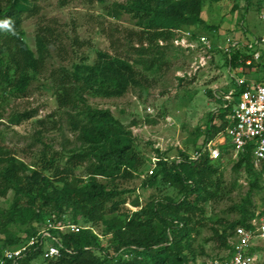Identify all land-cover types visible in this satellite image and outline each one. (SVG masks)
<instances>
[{
  "label": "trees",
  "instance_id": "16d2710c",
  "mask_svg": "<svg viewBox=\"0 0 264 264\" xmlns=\"http://www.w3.org/2000/svg\"><path fill=\"white\" fill-rule=\"evenodd\" d=\"M39 1L0 0V85L13 88L19 97L28 93L35 76L44 73L51 49L63 61L67 54L59 32L47 23L39 25L36 31L37 53L26 43L23 24L27 17L39 15ZM72 1L58 0V3L66 7ZM107 1L88 0L100 4ZM120 1L123 3L114 4L111 11L131 15L139 29H115L112 33L122 35V39L109 34L114 54L100 53L93 64L88 57H82L71 67L55 68L49 74L59 110L68 111L71 130L78 135L82 149L71 152L65 162L45 149L34 165L0 150V197L5 198L10 192L14 194L11 218L23 214V205L28 206L31 218L40 224L32 237L53 214L60 219L67 217L66 220L77 225L82 220L85 226L91 225V229L67 235L54 233L63 246L60 256L45 258L43 249L36 246L37 249L28 252L16 264H33L37 258L43 264H191L193 236L205 227L203 204L218 199L223 190L220 159L212 160L206 154L198 160H190L185 153L181 158H166L158 152L157 168L152 176H146L148 171L145 172L142 187L150 188L152 182L162 176L163 181L178 187L180 198L159 199L146 206L137 198L132 205L140 210L123 212L124 195L131 191H119V182L134 180L147 161L135 148L132 132L109 110L90 106L87 97L122 98L131 87L141 86L147 79L136 65L146 71L168 65L160 43L172 41L176 30L196 26L217 30L202 18L203 4L222 0ZM245 1L250 5L253 0ZM258 4H264V0H259ZM71 41L74 47L83 46L77 36ZM225 57L228 66L237 67L241 59L250 56L246 50L235 49L231 60L226 54ZM219 101L218 114L211 113L207 118L204 144L214 140L228 126L232 108H224L222 100ZM34 117L23 114L18 123ZM217 117L220 124L216 123ZM237 159L235 168H244L253 180L250 191H264L263 176L252 164L250 146ZM79 169H84V177L76 174ZM252 206L248 195L237 209L241 214L238 221L220 220L211 228L218 249H230L228 240L237 227H250L249 222L257 214ZM260 214L264 216V210ZM100 225L102 233L95 229ZM103 236L110 238V247L102 244L100 237ZM17 243L18 240L10 242L9 250L23 245ZM256 251H261V247L253 250ZM201 254L208 257L204 251Z\"/></svg>",
  "mask_w": 264,
  "mask_h": 264
},
{
  "label": "rangeland",
  "instance_id": "374dc122",
  "mask_svg": "<svg viewBox=\"0 0 264 264\" xmlns=\"http://www.w3.org/2000/svg\"><path fill=\"white\" fill-rule=\"evenodd\" d=\"M258 1L253 0L250 5L245 0L205 2L202 18L207 25L216 26L217 30H210L207 26L176 30L172 41L160 43V46H164L168 65L151 71L136 65V69L147 79L141 86L131 87L122 98L87 97L90 106L109 110L132 132L135 148L147 161L134 180L119 182V191H131L124 195V213L140 210L132 205L137 198L144 206L159 199L180 198L178 187L163 181L162 176L154 180L150 188H143L145 172L150 170V162L158 152L166 158H181L184 153L190 157L195 148L204 143L207 118L211 113L218 114L220 108L218 97L236 88L225 54L216 46L224 47L229 39L245 42L264 35V22L260 19L264 4L259 5ZM121 3L123 1L120 0H108L105 4L74 0L66 7H60L58 0L39 1V15L27 17L23 24L26 43L37 53L36 31L39 25L47 23L59 32L67 54L63 61L51 49L44 73L35 76L24 97H19L13 88L0 85V150L11 152L19 161L34 165L45 149L64 162L71 152L82 149L78 135L71 130L68 111L59 110L49 74L55 68L71 67L82 57H88L90 64H93L100 53L114 54L108 35L122 39V35L112 32L115 29H139L131 15L111 11L114 4ZM75 36L83 44L81 48L72 45L71 39ZM201 37L209 39L212 50L204 49L197 43ZM259 51L264 55L263 46ZM133 56L137 58L136 54ZM23 114H33L35 117L18 123ZM216 123H221L218 117ZM214 141L222 153L219 174L223 175L224 185L218 199L203 204L205 227L193 236L194 259L191 264H208L211 259L227 254L226 250L218 249L211 228L220 220L238 221L241 214L237 209L248 195L256 213L264 210V191L258 189L251 192L252 178L244 168H235L238 159L230 136L222 132ZM76 174L84 177V169H79ZM14 198L12 192L5 198L0 197V263L12 248L10 242L18 240L16 245L25 244L35 229L40 228V224L31 218L32 213L27 205H23V214L10 217ZM79 222V225L85 226L82 220ZM95 229L102 233L103 226ZM101 239L106 248L110 247L109 237L103 236ZM260 246L259 264H264V242ZM203 251L207 258L202 256ZM42 262L37 258L33 264Z\"/></svg>",
  "mask_w": 264,
  "mask_h": 264
},
{
  "label": "built area",
  "instance_id": "2783aa9c",
  "mask_svg": "<svg viewBox=\"0 0 264 264\" xmlns=\"http://www.w3.org/2000/svg\"><path fill=\"white\" fill-rule=\"evenodd\" d=\"M260 19L264 22V8L260 13ZM197 43L204 49H213V45L206 37L199 38ZM261 46L264 47V35L260 39H250L245 42H233L229 39L224 47L216 46V49L222 50L230 60L235 49L246 50L247 55L250 56L246 60L241 59L237 67L229 65V74L236 88L218 99L222 100L224 108H232L224 132L230 136L235 157L238 158L250 146L252 164L255 170L262 174L264 180V55L259 51ZM201 147L189 157L190 160H198L206 154L212 160H218L222 156L221 149L214 140L203 143ZM158 161L157 157L152 158L146 176L154 174ZM249 225V228L237 227L228 240L230 249L226 251L227 254L223 258L210 260L208 264H259L260 251L253 252V250L260 248L261 243L264 242V217H261L260 212L249 222ZM85 229L91 227L77 225L66 220L65 217L60 219L53 215L36 236L31 237L25 244L8 250L0 264H4L5 261L16 264L36 246L43 249L45 258H56L60 256L63 246L54 233L67 235Z\"/></svg>",
  "mask_w": 264,
  "mask_h": 264
},
{
  "label": "crops",
  "instance_id": "0c3cea01",
  "mask_svg": "<svg viewBox=\"0 0 264 264\" xmlns=\"http://www.w3.org/2000/svg\"><path fill=\"white\" fill-rule=\"evenodd\" d=\"M208 25H210V23H209ZM212 25H213V24H212ZM212 25H211V26H212Z\"/></svg>",
  "mask_w": 264,
  "mask_h": 264
}]
</instances>
